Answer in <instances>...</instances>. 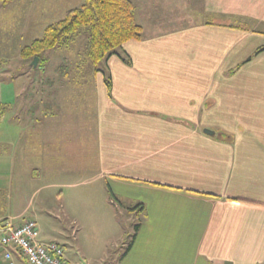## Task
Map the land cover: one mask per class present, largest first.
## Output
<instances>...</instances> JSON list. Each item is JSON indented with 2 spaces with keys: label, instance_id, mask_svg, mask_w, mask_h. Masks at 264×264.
<instances>
[{
  "label": "crops",
  "instance_id": "0c3cea01",
  "mask_svg": "<svg viewBox=\"0 0 264 264\" xmlns=\"http://www.w3.org/2000/svg\"><path fill=\"white\" fill-rule=\"evenodd\" d=\"M200 2L206 22L163 30L150 20L140 41L75 89L51 81L46 92L41 82L0 76L8 206L25 202L28 177L45 179L41 193L83 172L139 219L116 264H264V50L254 55L264 49V0ZM24 211L0 214V223L30 220Z\"/></svg>",
  "mask_w": 264,
  "mask_h": 264
},
{
  "label": "rangeland",
  "instance_id": "374dc122",
  "mask_svg": "<svg viewBox=\"0 0 264 264\" xmlns=\"http://www.w3.org/2000/svg\"><path fill=\"white\" fill-rule=\"evenodd\" d=\"M83 1L0 2V48L3 54L0 59V76L6 77V73L10 72L11 78L21 76L28 86L41 82L47 88L46 92H50V87L47 86L51 81L55 84H68L69 89H73L78 83L84 82L83 80H91L103 64H91L87 55L88 39L85 29L66 38L60 46L43 52L35 68L31 66L35 57L21 56L23 48L33 40L42 38L48 25L61 20L68 10L80 6ZM129 1L134 10L138 11L137 7L142 9L140 19L143 18V22L138 21L135 16L136 23L144 24L142 28H149L152 20L162 23L163 30H175L206 22L211 17V14L201 9L200 0ZM66 88L67 86L65 90ZM28 91L33 92L31 89ZM31 105L33 96L30 95L27 97L25 110ZM88 176L83 172H77L68 178L63 175L62 179L73 183L72 186L44 190L41 193L36 192L37 186L45 179L40 178L34 182L28 177L25 202H21L20 207L13 202L8 206L0 194V214H15L24 209L23 218L33 220L38 227V240L43 243L55 242L62 246L64 257L73 264L79 261L116 264L130 244L139 219L134 215L129 217L123 210H119L98 185L84 181Z\"/></svg>",
  "mask_w": 264,
  "mask_h": 264
},
{
  "label": "trees",
  "instance_id": "16d2710c",
  "mask_svg": "<svg viewBox=\"0 0 264 264\" xmlns=\"http://www.w3.org/2000/svg\"><path fill=\"white\" fill-rule=\"evenodd\" d=\"M8 1L11 0H0L4 4ZM206 25L243 30L238 26L221 25L213 22H207ZM81 29L87 31V55L93 66H98L101 62L104 66L107 59L117 54L124 43L131 40L140 41L143 33L142 27L135 21L134 6L129 0H84L80 6L68 10L61 20L48 25L42 38L33 40L23 48L21 56L39 58L43 52L60 46L66 38L78 33ZM263 50V48H258L254 55ZM106 86L108 89L110 88L108 79ZM3 114V107L0 106V118ZM214 137L219 139L222 137L224 139L230 138L223 132L215 133ZM109 196L121 206L111 193ZM140 209L142 206L137 205L132 209L125 210L134 212ZM134 237L135 235L132 236L126 251L129 250Z\"/></svg>",
  "mask_w": 264,
  "mask_h": 264
},
{
  "label": "built area",
  "instance_id": "2783aa9c",
  "mask_svg": "<svg viewBox=\"0 0 264 264\" xmlns=\"http://www.w3.org/2000/svg\"><path fill=\"white\" fill-rule=\"evenodd\" d=\"M38 237V227L33 220H25L19 225L1 222L0 246L6 249L4 263L16 264L9 250L12 249L25 264H67L62 246L55 242L43 243Z\"/></svg>",
  "mask_w": 264,
  "mask_h": 264
},
{
  "label": "water",
  "instance_id": "95a60500",
  "mask_svg": "<svg viewBox=\"0 0 264 264\" xmlns=\"http://www.w3.org/2000/svg\"><path fill=\"white\" fill-rule=\"evenodd\" d=\"M37 63H38V58L35 57L33 59V61L31 62V66L35 68L37 66ZM203 133L206 134V135H208V136H212V137L215 136V132L212 131V130H209V129H204L203 130ZM80 263L81 264H86V263L81 262V261H80Z\"/></svg>",
  "mask_w": 264,
  "mask_h": 264
},
{
  "label": "flooded vegetation",
  "instance_id": "af4514ba",
  "mask_svg": "<svg viewBox=\"0 0 264 264\" xmlns=\"http://www.w3.org/2000/svg\"><path fill=\"white\" fill-rule=\"evenodd\" d=\"M65 261H66L67 264H73V263H71L70 261H68V259H66V258H65ZM76 264H81V263H80V261H79V262L76 263Z\"/></svg>",
  "mask_w": 264,
  "mask_h": 264
}]
</instances>
